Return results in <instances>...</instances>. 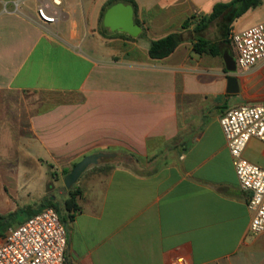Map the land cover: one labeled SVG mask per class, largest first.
<instances>
[{
  "label": "crops",
  "instance_id": "crops-1",
  "mask_svg": "<svg viewBox=\"0 0 264 264\" xmlns=\"http://www.w3.org/2000/svg\"><path fill=\"white\" fill-rule=\"evenodd\" d=\"M14 1L0 0V179H11V150L28 146L29 110L12 108L13 95L39 102L30 123L41 146L117 154L76 183L83 194L66 225L67 262L264 264V233L250 232V192L220 124L235 107L264 104V61L238 68L231 94L223 58L196 54L191 40L163 60L149 56L152 41L216 3L187 2L174 22L169 11L181 0H135L146 34L133 37L104 26L110 0H63L52 24L37 15L46 0H22L18 10ZM46 95L67 102L44 112ZM244 157L264 169V143L253 138ZM21 207L5 204L2 216Z\"/></svg>",
  "mask_w": 264,
  "mask_h": 264
},
{
  "label": "built area",
  "instance_id": "built-area-1",
  "mask_svg": "<svg viewBox=\"0 0 264 264\" xmlns=\"http://www.w3.org/2000/svg\"><path fill=\"white\" fill-rule=\"evenodd\" d=\"M22 0H15L18 10ZM63 0H46L37 7L38 18L52 24L61 17ZM230 40L237 53L236 65L249 71L264 61V22L231 30ZM242 190L250 192V232L264 233V169L244 157L253 139L264 143V104L242 105L229 110L220 120ZM0 264H69L66 259L68 230L52 207L36 213L24 223L11 227L0 237Z\"/></svg>",
  "mask_w": 264,
  "mask_h": 264
},
{
  "label": "rangeland",
  "instance_id": "rangeland-1",
  "mask_svg": "<svg viewBox=\"0 0 264 264\" xmlns=\"http://www.w3.org/2000/svg\"><path fill=\"white\" fill-rule=\"evenodd\" d=\"M34 1V0H31ZM153 5L159 6L160 8L164 5L161 4L163 0H149ZM197 1L198 3L206 0H181L180 6L171 9L169 12L174 16V22L182 21L186 14L182 12L188 5L187 2ZM212 3L221 2L224 0H208ZM185 2V3H184ZM264 22V0L262 4L254 10L249 11L241 19L238 20L236 27L233 26L232 30L247 29L257 24ZM206 36L212 40H220L222 37L221 27L218 22L212 24L210 29L207 31ZM230 39V36L228 37ZM232 54L237 57V53L232 45ZM12 108L27 109L28 112V146L27 149L19 150L12 149L11 164L6 165L12 171L11 179H0V214L1 208L5 204H11L13 207L26 206L28 204H35L42 200V198L49 193H61L64 191V178L63 170L72 168L83 159V156L77 155V151L68 150L66 147L59 149H52L47 147V143L40 145L36 142L34 134L31 128V114L34 109L38 108L39 102L33 100L30 96H26L24 99L13 95L11 98ZM66 96L62 95H46L44 97L43 105L40 106L41 111L47 112L51 110L57 104L66 103ZM35 113V112H34ZM65 118V117H64ZM45 138L48 133L45 131ZM34 137V138H33ZM22 153L20 156L19 153ZM26 152V155H24ZM113 162V161H112ZM109 162V163H112ZM115 162V161H114ZM21 163V164H20ZM100 163L97 166H102ZM48 165L53 166V171L57 174L56 177L51 179ZM93 166L89 172H98L100 167ZM25 170L26 174L20 175L19 169ZM88 169V170H89ZM49 184H52V188L49 189ZM62 219L65 220V224L68 225L70 222L68 217L61 212ZM16 225V224H15Z\"/></svg>",
  "mask_w": 264,
  "mask_h": 264
},
{
  "label": "trees",
  "instance_id": "trees-1",
  "mask_svg": "<svg viewBox=\"0 0 264 264\" xmlns=\"http://www.w3.org/2000/svg\"><path fill=\"white\" fill-rule=\"evenodd\" d=\"M119 2L131 4L134 7L135 16H137L138 6L135 0H110L107 8L104 10V14L109 7ZM261 4L262 0H229L228 2H218L214 5L211 13L204 16L194 15L185 20L182 24L181 32H174L161 39L152 41L149 47V56L154 60H163L172 55L184 41L191 40L193 51L198 55L223 58L224 53L228 52L234 57L231 40L228 38L232 27L245 14L256 9ZM104 14L102 19L104 18ZM215 22H218L221 27L222 37L220 40H212L206 36L207 31ZM136 23L143 28L140 37H144L146 28L140 20L136 19ZM192 25L193 28H191ZM52 169L53 166L48 165L50 177L54 181L57 174ZM69 173V169L63 170L64 176ZM50 188H52V184H49ZM82 194V190L75 185L71 190L64 188V191L61 193L46 194L40 202L23 206L7 216L0 215V237H4L11 227L24 223L27 219L48 207L54 208L60 217L61 212L64 213L68 217V220L72 221L75 214L81 211L78 200ZM62 221L64 224L66 223L64 219Z\"/></svg>",
  "mask_w": 264,
  "mask_h": 264
},
{
  "label": "water",
  "instance_id": "water-1",
  "mask_svg": "<svg viewBox=\"0 0 264 264\" xmlns=\"http://www.w3.org/2000/svg\"><path fill=\"white\" fill-rule=\"evenodd\" d=\"M103 24L111 31H119L127 33L133 37H138L142 33V27L135 22V11L131 4L119 2L111 6L105 13ZM227 71L232 75L229 76V93H238L237 78L233 75L237 72V65L235 58L228 52L223 55ZM117 160L115 153H95L85 156L79 161L64 178V185L66 190H71L81 176L91 167L97 166L100 163H109Z\"/></svg>",
  "mask_w": 264,
  "mask_h": 264
}]
</instances>
